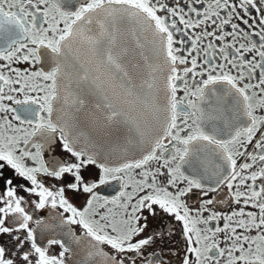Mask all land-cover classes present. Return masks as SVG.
I'll return each instance as SVG.
<instances>
[{"label":"snow or ice","instance_id":"obj_1","mask_svg":"<svg viewBox=\"0 0 264 264\" xmlns=\"http://www.w3.org/2000/svg\"><path fill=\"white\" fill-rule=\"evenodd\" d=\"M0 264H264V0H0Z\"/></svg>","mask_w":264,"mask_h":264}]
</instances>
